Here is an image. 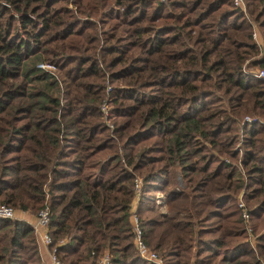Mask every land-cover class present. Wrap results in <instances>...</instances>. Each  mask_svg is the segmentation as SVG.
<instances>
[{
    "label": "trees",
    "instance_id": "trees-1",
    "mask_svg": "<svg viewBox=\"0 0 264 264\" xmlns=\"http://www.w3.org/2000/svg\"><path fill=\"white\" fill-rule=\"evenodd\" d=\"M243 2L0 0V204L47 207L55 260L151 264L137 195L165 264L264 262V0ZM0 264H46L28 223L0 218Z\"/></svg>",
    "mask_w": 264,
    "mask_h": 264
},
{
    "label": "built area",
    "instance_id": "built-area-1",
    "mask_svg": "<svg viewBox=\"0 0 264 264\" xmlns=\"http://www.w3.org/2000/svg\"><path fill=\"white\" fill-rule=\"evenodd\" d=\"M232 3L235 7H238L242 11V13L246 16L245 5H244L243 0H232ZM251 37L253 40H255L257 42L258 34L254 28L252 29ZM36 67H38L42 70L48 71V72H52L55 70V66L52 63H48V62H40V63L36 64ZM245 72H247V71H245ZM249 72L252 75H254V77L264 81V67L255 68L254 70H250ZM108 89H109V87H107L106 90H108ZM108 107H109V105L107 103H104V102L101 103L99 106V111L101 112V114L103 115L104 118L107 117ZM256 120L257 119L250 118L248 116L243 117V122H246V123L256 122ZM107 124H108L109 128H112V124L110 123L109 119H107ZM262 124L264 125V119L262 120ZM133 182H134L133 187L137 191L138 187H139L138 178H135L133 180ZM160 196L161 195H157V198H159ZM136 199H137V195H135V197L133 198L131 206L133 204H136ZM155 202L157 204H160L161 198H160V200H155ZM236 205H237V208L239 210L240 218L244 223V228H245V232L247 235V239L250 243V247L252 248L253 251H255L254 236H253V232L251 230V227L249 226V223H248L249 212H248V209H247V207H246V205H245V203L242 200L240 195H238V197H237ZM133 210L131 209V212H130V223H131L132 231H133V243H134V247L137 251V254L139 255L140 258H142L143 260H145L151 264H165L164 259L160 255H158L156 252L151 250L148 246H146L145 243L143 242V240L141 238V233H140V228L138 225L137 217L134 214ZM22 212H26V211H20L19 214H21ZM19 214H18V211L15 210L10 205L3 204V203L0 204V218L9 219V220H21V221L28 223L32 227L34 233L39 237L40 242L44 246L47 247L49 242H50V239L46 233V223L48 221V209H47V207L44 206V207L40 208L37 211V213L34 215L33 221H30V220L25 219L21 216H18ZM48 253H49V259L52 263L63 264V263H60L59 261L55 260L54 255L52 253V250H48ZM260 262H261V264H264V262L261 261V259H260ZM97 264H109L108 256L106 254L101 256L100 259L98 260Z\"/></svg>",
    "mask_w": 264,
    "mask_h": 264
},
{
    "label": "crops",
    "instance_id": "crops-1",
    "mask_svg": "<svg viewBox=\"0 0 264 264\" xmlns=\"http://www.w3.org/2000/svg\"><path fill=\"white\" fill-rule=\"evenodd\" d=\"M157 195H161V194H156L155 195V200H160V198H161V200H162V195L159 197V198H157ZM162 202V201H161ZM134 206H135V204H133L132 206H131V209L133 210L134 209ZM21 217H23V218H25V219H28V220H30V221H33V218H34V215L33 214H30V213H28V212H22L21 214ZM36 235V234H35ZM36 237H37V240H38V243H39V250H40V253H41V255H42V259L46 262V264H54V263H52L51 261H50V259H49V253H48V248L46 247V246H44L41 242H40V240H39V237L36 235Z\"/></svg>",
    "mask_w": 264,
    "mask_h": 264
},
{
    "label": "rangeland",
    "instance_id": "rangeland-1",
    "mask_svg": "<svg viewBox=\"0 0 264 264\" xmlns=\"http://www.w3.org/2000/svg\"><path fill=\"white\" fill-rule=\"evenodd\" d=\"M55 69H56V68H55ZM54 72H55V70H54ZM17 211H18V210H17ZM19 212H20V211H18V214H19ZM18 216H21V215L19 214Z\"/></svg>",
    "mask_w": 264,
    "mask_h": 264
}]
</instances>
